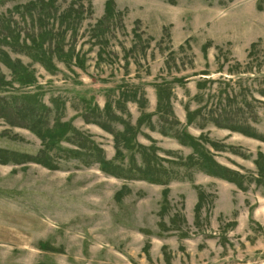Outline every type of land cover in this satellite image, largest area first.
<instances>
[{"label":"rangeland","instance_id":"obj_1","mask_svg":"<svg viewBox=\"0 0 264 264\" xmlns=\"http://www.w3.org/2000/svg\"><path fill=\"white\" fill-rule=\"evenodd\" d=\"M248 1L0 0V264H264Z\"/></svg>","mask_w":264,"mask_h":264},{"label":"trees","instance_id":"obj_2","mask_svg":"<svg viewBox=\"0 0 264 264\" xmlns=\"http://www.w3.org/2000/svg\"><path fill=\"white\" fill-rule=\"evenodd\" d=\"M32 5H34V2H30V3H26L24 5L21 6V8H23L24 10H29L28 8L31 7ZM17 8H20L19 6H17ZM70 11H72V7L69 6L68 9L65 11L66 14H70ZM37 38L34 37V36H31L28 40H23L22 44H21V47H25L26 50V56L28 55L30 57L31 60H34L38 63H40L44 69H46V71L50 72V69H49V66H47L46 64V60L48 61V63H50V61H52V57H48L46 54L47 52L44 51L42 49V43H37ZM37 46V47H36ZM23 47V48H24ZM10 49L12 52H15L17 50H15V48H11L10 46ZM63 51V50H62ZM23 53V51H21ZM31 53H35V54H31ZM8 57V56H7ZM18 62V60H17ZM159 96V95H158ZM214 123H216L217 125V120H214ZM69 128H65V131L63 132V134L61 136H63L67 131H68ZM233 129V128H232ZM31 132H33L42 142L45 141L46 137L40 132V131H35L33 129H31ZM189 141V145L193 148V150L195 151L196 148H197V144L196 142L190 137V136H187ZM50 139H52L51 137H49ZM180 142H182L181 140H179ZM183 143V142H182ZM54 145V142L53 140H51L50 142V145L49 146H45L48 147V149L50 147H52ZM260 154H258V158H261V156H259ZM96 160V159H95ZM100 160V159H99ZM39 163H42V162H39ZM44 166L46 167H50V165H46L44 163H42ZM99 165H100V170L102 172H105V173H109V174H113V172H111V170L108 169V167L106 166V163L104 162V160H100L99 161ZM148 182H152V183H161L159 182L158 180H148Z\"/></svg>","mask_w":264,"mask_h":264},{"label":"crops","instance_id":"obj_3","mask_svg":"<svg viewBox=\"0 0 264 264\" xmlns=\"http://www.w3.org/2000/svg\"><path fill=\"white\" fill-rule=\"evenodd\" d=\"M256 1L257 0H251V1L249 0L248 1V3H249L248 5L251 7V18L252 19H256V21H257V26H254V28H256L259 31V33H260L262 30H264V24H262V22L264 21V12H261V11L256 9V5H257ZM247 19H249V17ZM148 98H149L148 102L150 104V107L152 108L151 111H154V109H155V112L162 110V106L164 105V101L162 100V98L160 96H158V94H155L154 92H152V94L149 95ZM127 100H125V102ZM166 101H167L166 102L167 106L169 107L170 99L169 100L166 99ZM176 104L172 102L173 106L176 105ZM132 105H134L133 101H127L126 102V106H127L128 111L130 112V114H132L131 110L134 109V106H133V108L130 110V106H132ZM177 107H178V104H177ZM136 109H137V107H136ZM180 115L182 117L186 116L185 113H180ZM136 121H137V119H136ZM241 138L246 140L249 143L253 142V140L249 139L248 137H246L244 135H241Z\"/></svg>","mask_w":264,"mask_h":264}]
</instances>
